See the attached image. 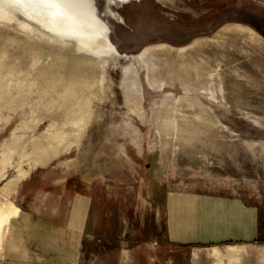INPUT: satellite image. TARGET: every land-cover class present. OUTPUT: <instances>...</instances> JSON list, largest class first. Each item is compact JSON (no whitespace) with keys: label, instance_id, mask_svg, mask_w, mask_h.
I'll return each mask as SVG.
<instances>
[{"label":"rangeland","instance_id":"rangeland-1","mask_svg":"<svg viewBox=\"0 0 264 264\" xmlns=\"http://www.w3.org/2000/svg\"><path fill=\"white\" fill-rule=\"evenodd\" d=\"M97 6L122 54L101 66L0 4V264H117L136 244L117 236L164 231L172 195L257 205L264 238V0ZM85 198L106 241L64 223ZM18 227L29 261L5 254ZM143 248L125 264H181Z\"/></svg>","mask_w":264,"mask_h":264},{"label":"crops","instance_id":"crops-1","mask_svg":"<svg viewBox=\"0 0 264 264\" xmlns=\"http://www.w3.org/2000/svg\"><path fill=\"white\" fill-rule=\"evenodd\" d=\"M88 201L87 198L74 199L71 210L65 214L64 223L78 233L77 239L80 241L105 240L104 237L108 236L87 233ZM166 204L169 216L164 223V231L159 228L160 231L154 234L130 233L117 236L123 237L122 239L130 237L129 240L136 243L132 247H123L118 253L117 264H125L131 250H145L143 247L161 250L177 248L182 252L181 264L184 261V264H264V240H262L264 238H262L260 210L257 205L247 204L238 198L218 199L195 195H172L166 199ZM19 211L20 209L14 210L3 225H7L10 218ZM21 213L32 214L39 218L50 216H55L58 220L62 218L61 211L51 213L48 208L44 209L36 205H30L28 211L21 210ZM20 231L21 228L18 227L14 237L7 240L5 254L10 255L18 251L17 255L20 258L28 260L31 252L22 242L25 237ZM141 237L155 238L143 240L139 239ZM31 238L32 241H51L50 237H30L29 240ZM115 251V248L108 246L105 252L111 254ZM35 254L38 256L37 253Z\"/></svg>","mask_w":264,"mask_h":264},{"label":"bare ground","instance_id":"bare-ground-1","mask_svg":"<svg viewBox=\"0 0 264 264\" xmlns=\"http://www.w3.org/2000/svg\"><path fill=\"white\" fill-rule=\"evenodd\" d=\"M41 2L39 5L45 10L44 17L34 15L32 17L53 31L54 34L47 31L50 40L61 45H71L77 53H88V58H86L88 60L85 61L90 63L96 61L92 63L96 66L105 64L102 60L108 62L109 59L122 56L118 48L109 39V30L103 19L98 12L91 10L90 0H41ZM0 4L6 10L11 11L13 16H16L18 10L22 12L28 10L23 5L22 0H0ZM29 23H33V21ZM72 36L76 37L77 40L71 42L66 38ZM150 49L152 47H148L140 56H144ZM172 50L176 51L177 49L173 48Z\"/></svg>","mask_w":264,"mask_h":264},{"label":"water","instance_id":"water-1","mask_svg":"<svg viewBox=\"0 0 264 264\" xmlns=\"http://www.w3.org/2000/svg\"><path fill=\"white\" fill-rule=\"evenodd\" d=\"M23 1V5L25 6V7H27L28 8V10L27 11H25V10H23V12L21 11V10H18L19 12V14H21V15H23L24 17H26L28 20H31V21H33V22H36L40 27H42L43 29H45V30H47L48 32H53V31H51L50 29H48V28H46V27H44L42 24H41V22L40 21H38L37 19H34L33 17H32V15H34V16H43L44 17V15H45V10L44 9H42L41 8V0H22ZM113 4H114V2H112ZM40 4V5H39ZM112 4V5H113ZM90 5H91V10L93 11V12H98L99 11V9H98V6H97V0H90ZM111 6V5H110ZM107 11H108V9H105V11L101 14L102 16H104V15H107ZM30 13V14H29ZM27 14V15H26ZM111 33V31H109V34ZM52 34H54V33H52ZM59 38H61V37H59ZM69 41H71V42H74V41H76L77 39H76V37H66ZM61 39H63V38H61ZM88 53H81V56H83V57H85V58H88ZM98 61V60H97Z\"/></svg>","mask_w":264,"mask_h":264}]
</instances>
